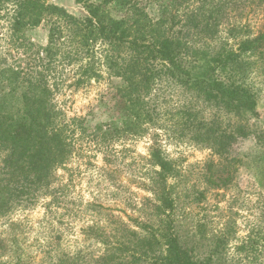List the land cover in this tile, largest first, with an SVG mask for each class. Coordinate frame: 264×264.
Returning <instances> with one entry per match:
<instances>
[{"label":"rangeland","instance_id":"1","mask_svg":"<svg viewBox=\"0 0 264 264\" xmlns=\"http://www.w3.org/2000/svg\"><path fill=\"white\" fill-rule=\"evenodd\" d=\"M48 2L77 17L85 11L75 0ZM133 3L147 20L181 31L191 46L208 53L237 50L242 40L264 29V0ZM49 18L27 29L24 41L2 19L0 66L34 67L36 52L48 44ZM205 19L210 27L203 29ZM75 38L73 30L66 29L55 55L59 82L55 100L68 117L83 119L75 124V151L66 165L56 169L51 195L33 205L17 206L0 218V236L6 245L0 262L106 264L102 257L107 246L91 227L103 226L111 236H125L123 225L146 234L138 219L157 226L165 215L157 213L160 200L149 187L159 170L151 162L156 141L173 165L166 190L174 199L173 224L182 244L211 264H264V48L240 56L247 68L244 83L258 97L257 116L241 121L166 75L156 81L150 95L157 118L147 126L148 133L126 132L93 141L94 132L108 133L115 128L110 123H121L128 115L118 107L122 83L105 59L106 44L97 42L91 52L99 77L79 86L75 83L81 64L89 59ZM202 120L204 127L198 126ZM240 124L243 131H235ZM222 130L235 135L211 140L214 131Z\"/></svg>","mask_w":264,"mask_h":264},{"label":"trees","instance_id":"2","mask_svg":"<svg viewBox=\"0 0 264 264\" xmlns=\"http://www.w3.org/2000/svg\"><path fill=\"white\" fill-rule=\"evenodd\" d=\"M75 1L85 8L80 17L48 0H0V21L8 20L10 31L19 40H26L23 38L27 29L41 25L47 17L51 20L48 44L36 52L34 67L26 70L0 66V218L17 206L33 205L39 198L51 195L56 169L66 165L75 151V124L83 119L68 117L55 100L59 89L55 55L66 29L73 30L75 41L89 57L81 64V75L75 82L78 86L99 77L90 58L99 41L108 46L105 59L122 83L118 87V107L128 118L110 123L115 128L108 133L94 132L93 141L120 137L126 132L136 136L148 133L147 126L155 124L157 118L150 107V95L156 81L166 75L241 121L258 115V97L244 83L247 68L240 56L264 48V29L242 40L237 50L222 48L208 53L191 46L181 31L147 20L133 0ZM112 9L120 16L114 15ZM209 19H205L203 29L210 27ZM200 24L198 21L195 26ZM199 124L207 125L203 120ZM235 131L242 132L243 124ZM234 133L214 131L211 140L224 135L229 139ZM207 139L210 141V137ZM217 143L221 145L219 149L224 147L223 140ZM151 162L159 170H155L149 187L160 200L157 213L165 218L157 226L136 220L145 235L127 225L122 228L127 232L125 236H111L103 226L91 227L95 237L107 246L102 258L106 264H211L184 246L175 230L174 199L166 190L173 165L156 141ZM16 247L19 249V244ZM5 249V238L0 236V251Z\"/></svg>","mask_w":264,"mask_h":264}]
</instances>
